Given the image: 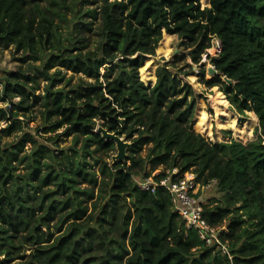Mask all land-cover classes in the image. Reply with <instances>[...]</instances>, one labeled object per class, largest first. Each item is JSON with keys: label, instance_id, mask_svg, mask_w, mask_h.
<instances>
[{"label": "trees", "instance_id": "1", "mask_svg": "<svg viewBox=\"0 0 264 264\" xmlns=\"http://www.w3.org/2000/svg\"><path fill=\"white\" fill-rule=\"evenodd\" d=\"M86 1L98 2L0 0V45L14 44L21 62L0 75V100L12 104L0 107V264L25 258L26 248L16 264H264V0ZM164 30L180 35L195 62L207 54L217 73L206 82L221 85L240 113L258 115L257 139H206L199 120L211 122V105L185 73L162 65L156 83L141 79ZM215 37L220 51L211 55ZM38 107L48 142L26 130ZM98 125L131 141L124 159L100 162L97 153L116 143ZM72 133L74 144L55 147ZM173 168L218 188L202 215L219 242L187 226L167 189L138 185Z\"/></svg>", "mask_w": 264, "mask_h": 264}, {"label": "rangeland", "instance_id": "2", "mask_svg": "<svg viewBox=\"0 0 264 264\" xmlns=\"http://www.w3.org/2000/svg\"><path fill=\"white\" fill-rule=\"evenodd\" d=\"M199 1L202 8L211 6V0H199ZM98 2H101V0H98ZM98 2L92 4V2L89 3L86 1L84 7L86 6L94 7L97 5ZM68 16L72 17V13L70 11L68 12ZM56 19L57 21H59L58 17ZM72 24L73 23L70 24V28H72ZM61 27H62L61 29L65 32V34H68L67 32L68 23L66 21L61 22ZM96 29H97V25L95 23L93 25L92 32H87L89 34L88 36L92 40V45H95L94 40L98 36L95 34ZM166 43H168V45L170 46V50L169 52L165 51L164 53V50L168 49ZM219 43L220 40L217 37L212 39L213 46L208 49V52L211 55H215L217 53ZM16 55H19V53L15 52L14 44L10 45L9 47L0 45V75H2L4 71H8V70L14 71L18 69V65L21 62L16 59ZM145 63L143 66L140 67L139 73L141 79L145 81L146 84L153 85L154 83H156L158 79V70L160 66L165 65L168 69H170L173 73L177 75L182 76L181 73L182 74L185 73L187 77L193 82L197 91L205 93L211 105V109L209 111H206L207 114L211 117V122L209 124H206L205 120L202 119L203 124L202 125L199 124V125L201 127L200 132L209 141L216 143L221 141L230 142L232 140H238L243 143H248L252 140L257 139L260 136L261 128H260V119L258 115L252 110H247L245 113H240L236 108V106L231 102V100H229L228 95L222 89L221 85L211 86L206 82L207 79H211L216 75V72H214V65L211 63V60L210 58H208L206 53L203 54V58L201 62L199 63L195 62L191 54V49L183 44L182 38L178 33H169L168 31L164 30L163 36L156 48V52L154 54H149L145 60ZM204 66H206L205 76L202 75V67ZM70 74L71 71H68L67 76H69ZM79 76L80 73H76L74 75L73 82L77 81L79 79ZM222 80L224 79L222 78ZM45 83L46 81L41 78V89L38 90V93H43ZM2 86H3V81L0 79V88H2ZM219 93H223L225 95V98L227 99L228 102L227 104L223 101L224 98H217ZM3 106L6 107V104L5 102L0 100V107ZM230 112L232 113L233 118L236 119V123L234 125L231 124V122H229L231 117L229 116ZM29 120H30L29 126L26 128V130L27 131H30L31 129L34 130L35 134L37 133L39 134L38 137L41 140L40 142H48L46 138L51 133H46L42 130L38 131V127H42L41 125L43 123V119L39 107L37 108V111L35 110L33 112L32 118L29 117ZM102 120L103 119L100 118L99 122L101 123ZM6 124H7V120H3L0 117V128L4 127ZM99 126L102 125H98V128ZM63 130L64 128H61L58 131L61 132ZM74 135L75 134L72 133L70 135L61 136L55 147L64 148L74 144L75 141ZM14 138L15 136L14 134H12V136L5 137L4 141L6 139L12 140ZM123 138H125V136H123ZM83 139H84L83 137L80 138L79 142L77 143V148H80L82 146ZM49 143H53V142L50 141ZM27 147L28 149L32 147L31 142L27 144ZM117 154H118V148L117 145L115 144V148L113 150L108 152H99L97 153V156L100 159V162H102V160L113 162L117 160L116 159ZM145 154H146V150L142 151V155ZM88 160L91 162L94 161V163L96 162V159L93 160V157L90 156L88 157ZM100 162L96 165L93 164L92 168L94 170H97ZM19 167H20L19 169L20 171L23 169L24 164H19ZM86 185H87L86 183H83V186ZM203 196L205 203H207L209 202V199L212 197H220V193L218 192V188L214 186L209 190L208 189L205 190ZM89 207L90 210L93 207L91 201L89 202ZM43 228L47 229V226H43ZM31 250L32 248H26L25 249L26 257L17 258L14 261V264L19 263L21 261H25L27 259V255L30 254ZM4 256H5L4 254L0 255V257H4Z\"/></svg>", "mask_w": 264, "mask_h": 264}, {"label": "built area", "instance_id": "3", "mask_svg": "<svg viewBox=\"0 0 264 264\" xmlns=\"http://www.w3.org/2000/svg\"><path fill=\"white\" fill-rule=\"evenodd\" d=\"M218 51H220V43ZM17 99L18 97H15L14 101ZM5 104L8 108L12 105L10 101H6ZM177 172L178 169L173 168L161 177L146 176L136 178V180L142 189L155 191L160 186L167 189L172 196L175 209L185 219L187 226L196 228L207 244L219 242L217 229L211 226L202 215L205 203L203 193L211 187L212 182L202 183L197 180L194 172L175 177L174 174Z\"/></svg>", "mask_w": 264, "mask_h": 264}, {"label": "water", "instance_id": "4", "mask_svg": "<svg viewBox=\"0 0 264 264\" xmlns=\"http://www.w3.org/2000/svg\"><path fill=\"white\" fill-rule=\"evenodd\" d=\"M214 72L217 73V69L215 68V66H214ZM222 78L229 83L233 82V80L227 75L222 76ZM98 129L102 132L103 136L115 141L118 148V154L116 156V159H123L125 156H127V149L132 144L131 141L123 138V136L117 134L116 132L109 131L107 128L103 126H99Z\"/></svg>", "mask_w": 264, "mask_h": 264}, {"label": "bare ground", "instance_id": "5", "mask_svg": "<svg viewBox=\"0 0 264 264\" xmlns=\"http://www.w3.org/2000/svg\"><path fill=\"white\" fill-rule=\"evenodd\" d=\"M166 44H167L168 49H167V50H164V53H165V51L169 52V50H170V46L168 45V43H166ZM160 51H161V50H160ZM145 64H146V63H145ZM146 66H147V65H146ZM148 69H149V68H148ZM144 71H145V70H144ZM141 74H142V73H141ZM146 76H147V75H146ZM146 78H147V77H146ZM149 78H150V77H149ZM229 116H231L229 122H231V124L234 125V124L236 123V119L233 118V115H232L231 112L229 113ZM202 119H203V118L201 117V119L199 120V121H200L199 124H201V125L203 124V123H202ZM225 123H226V122H225ZM206 124H207V123H206ZM208 124H209V123H208Z\"/></svg>", "mask_w": 264, "mask_h": 264}]
</instances>
